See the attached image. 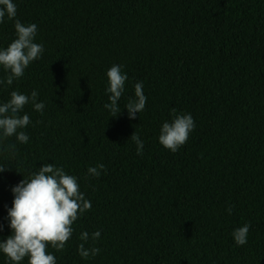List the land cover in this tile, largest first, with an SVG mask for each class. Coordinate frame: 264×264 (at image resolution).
Returning a JSON list of instances; mask_svg holds the SVG:
<instances>
[{
    "label": "trees",
    "instance_id": "1",
    "mask_svg": "<svg viewBox=\"0 0 264 264\" xmlns=\"http://www.w3.org/2000/svg\"><path fill=\"white\" fill-rule=\"evenodd\" d=\"M13 3L0 49L16 38L18 19L37 25L44 51L0 85V104L35 90L45 108L29 103L21 113L31 121L28 143L0 136V242L12 234V188L48 163L77 177L92 205L62 251L48 246L56 264H264V0ZM113 65L128 77L116 117L104 108ZM7 75L0 66V79ZM137 82L146 106L129 119ZM173 109L195 122L176 152L159 143ZM99 164L101 175L90 176ZM244 224L247 243L238 246L232 233ZM84 231L85 248L101 249L95 257L78 253ZM0 264L13 262L0 252Z\"/></svg>",
    "mask_w": 264,
    "mask_h": 264
},
{
    "label": "clouds",
    "instance_id": "2",
    "mask_svg": "<svg viewBox=\"0 0 264 264\" xmlns=\"http://www.w3.org/2000/svg\"><path fill=\"white\" fill-rule=\"evenodd\" d=\"M17 15V7L13 0H0V23L5 16L13 20ZM16 38L4 49H0V66L8 73L6 79H0V85L11 86L15 79L24 75L25 69L33 61L40 58L44 51L43 45L35 43L37 25L35 23L24 24L16 19L14 23ZM121 65H113L107 71L109 103L104 108L110 116L116 117L121 109L119 100L125 91V82L128 77L121 71ZM135 98H130L125 107L129 119H135L137 114L145 109L147 97L143 92V82L134 85ZM38 92L33 90L31 95H25L18 91L10 93V99L0 104V136L6 139L15 136L20 143H28L29 136L22 131L30 124L28 114H23V109L29 103L34 109L42 112L44 102H37ZM171 122L162 124L159 143L172 152H176L184 145L189 134L195 128L192 115L175 114L172 110ZM21 130V131H18ZM130 139L137 145V154H143L144 144L139 135L134 132ZM15 148V145L9 146ZM7 166L0 165V172H4ZM105 166L99 164L89 167L87 173L92 177H99ZM19 172V171H18ZM14 200L12 207L8 209V218L12 234L0 242L2 252L13 264H21L28 257V264H56V257L47 249L51 245L57 251L65 248L67 241L73 235V223L78 215L91 209L92 205L80 191L77 177L67 174L63 167L54 164H43L38 171L30 174L29 178L22 179L12 188ZM231 214L232 207L227 209ZM250 225L244 224L236 228L232 235L235 244L245 245L249 234ZM99 230L91 234L93 241L98 240ZM90 234L84 231L80 234L83 241L78 246L79 255L87 259L95 257L101 251L98 247L85 248Z\"/></svg>",
    "mask_w": 264,
    "mask_h": 264
}]
</instances>
